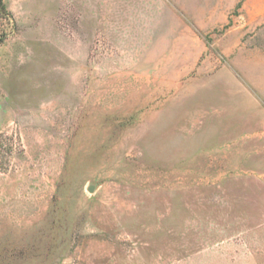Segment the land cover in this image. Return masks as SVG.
<instances>
[{
  "label": "rangeland",
  "instance_id": "1",
  "mask_svg": "<svg viewBox=\"0 0 264 264\" xmlns=\"http://www.w3.org/2000/svg\"><path fill=\"white\" fill-rule=\"evenodd\" d=\"M2 4L0 264H264V0Z\"/></svg>",
  "mask_w": 264,
  "mask_h": 264
},
{
  "label": "trees",
  "instance_id": "2",
  "mask_svg": "<svg viewBox=\"0 0 264 264\" xmlns=\"http://www.w3.org/2000/svg\"><path fill=\"white\" fill-rule=\"evenodd\" d=\"M0 6L3 7L2 0H0Z\"/></svg>",
  "mask_w": 264,
  "mask_h": 264
},
{
  "label": "water",
  "instance_id": "3",
  "mask_svg": "<svg viewBox=\"0 0 264 264\" xmlns=\"http://www.w3.org/2000/svg\"><path fill=\"white\" fill-rule=\"evenodd\" d=\"M91 189H92V186H89V187H88V190H91Z\"/></svg>",
  "mask_w": 264,
  "mask_h": 264
}]
</instances>
